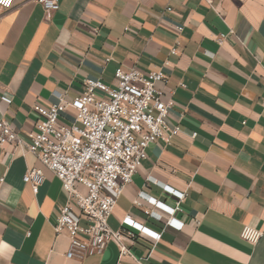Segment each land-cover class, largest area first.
Instances as JSON below:
<instances>
[{"label": "crops", "instance_id": "obj_1", "mask_svg": "<svg viewBox=\"0 0 264 264\" xmlns=\"http://www.w3.org/2000/svg\"><path fill=\"white\" fill-rule=\"evenodd\" d=\"M120 66L164 70L157 86L173 101L167 122L181 128L171 143L148 147L109 218L134 233L123 238L138 260L128 264H264V236H241L246 225L264 229V0H60L50 15L35 0H15L0 11V118L26 141L38 105L71 101L90 77L113 86ZM73 117L69 108L61 121ZM33 167L45 177L37 191L23 179ZM0 178V264L116 263L112 242L101 254L67 257L68 237L54 229L62 183L35 154L0 146ZM164 185L187 193L174 215L182 228L141 195L175 207ZM127 215L160 240L124 223Z\"/></svg>", "mask_w": 264, "mask_h": 264}, {"label": "built area", "instance_id": "obj_2", "mask_svg": "<svg viewBox=\"0 0 264 264\" xmlns=\"http://www.w3.org/2000/svg\"><path fill=\"white\" fill-rule=\"evenodd\" d=\"M48 15L60 7V0H35ZM212 5L214 0H205ZM15 0H0V11L13 7ZM180 29V28H179ZM223 36L219 38L222 41ZM177 54V46L172 48ZM116 84L108 85L102 76L87 78L85 91L71 101L61 99L48 105H38L39 119L30 141L23 139L11 124L0 118V146L13 144L35 154L61 181L66 202L54 224L56 233L65 232L68 237L66 255L89 257L101 254L109 243L119 249L115 264H128L136 259L124 243V235L131 231L114 229L109 218L122 195L138 172L147 149L158 140L171 143L180 133L179 125L170 126L167 118L173 101L165 102L158 82H167L164 70L144 73L136 68L115 70ZM3 99L10 102L9 97ZM69 108L74 109L70 124H64L61 116ZM40 168H30L24 174L25 182L34 191L44 181ZM3 178H0V184ZM164 189L178 198L175 207L141 192L149 201L169 214L167 223L178 228L183 222L174 215L182 211L181 203L187 193L164 185ZM147 214L157 216L147 210ZM124 223L160 240L161 233L135 221L127 215ZM241 236L255 242L264 236V229L246 225Z\"/></svg>", "mask_w": 264, "mask_h": 264}]
</instances>
